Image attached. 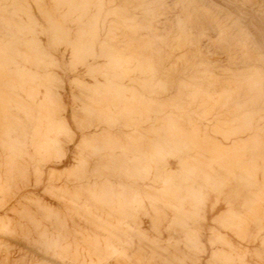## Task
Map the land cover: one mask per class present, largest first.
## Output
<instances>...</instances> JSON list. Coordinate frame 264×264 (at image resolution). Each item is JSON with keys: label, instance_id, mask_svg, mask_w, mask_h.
Segmentation results:
<instances>
[{"label": "rangeland", "instance_id": "374dc122", "mask_svg": "<svg viewBox=\"0 0 264 264\" xmlns=\"http://www.w3.org/2000/svg\"><path fill=\"white\" fill-rule=\"evenodd\" d=\"M0 264H264V0H0Z\"/></svg>", "mask_w": 264, "mask_h": 264}]
</instances>
